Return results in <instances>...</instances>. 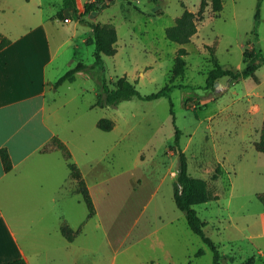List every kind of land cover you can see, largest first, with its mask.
Wrapping results in <instances>:
<instances>
[{"label":"rangeland","instance_id":"1","mask_svg":"<svg viewBox=\"0 0 264 264\" xmlns=\"http://www.w3.org/2000/svg\"><path fill=\"white\" fill-rule=\"evenodd\" d=\"M76 1L74 11L62 0H0L2 34L15 36L50 19L49 40L53 48L62 45L51 70L57 76L79 62L93 65L95 47L81 41L87 25H113L118 34L117 53L104 56L103 71L88 68L47 98L49 122L83 172L96 214L88 219L62 151L66 194L60 202L46 191V160L36 162L27 198L13 195L9 185L0 193L5 215L28 249L39 254L33 257L39 264L53 263L58 245L46 239L51 226L46 217L58 213L83 232L73 243L63 242L67 249L55 258L59 264H213L212 250L191 231L174 201L177 127L190 176L204 180L218 198L194 208L225 258L222 264H264V205L258 198L264 193V154L255 148L264 129V64L253 78L207 85L216 66L213 54L233 69L243 67L247 49L264 56V0L259 23L258 0H222L219 13L208 0L197 33L184 45L170 41L166 29L185 10L197 15L202 0H106L108 6L96 14L85 9L93 0ZM182 47L188 54L180 76L174 67ZM122 77L142 96L167 87L169 97L97 107L102 80L114 89ZM102 119H111L114 128H98ZM200 249L205 253L197 257Z\"/></svg>","mask_w":264,"mask_h":264},{"label":"crops","instance_id":"2","mask_svg":"<svg viewBox=\"0 0 264 264\" xmlns=\"http://www.w3.org/2000/svg\"><path fill=\"white\" fill-rule=\"evenodd\" d=\"M49 20L42 19L40 26L15 36L0 33L11 40V44L0 51V151L8 150L13 165L10 172H5L0 157V193L9 185L13 195L27 198L33 190L29 186L33 183L36 162L46 160V191L52 192V201L60 202L66 194L65 163L59 157L60 150L43 152L53 137L59 138L49 122L47 98L58 89L55 83L61 76L54 75L51 70L62 45L53 48L46 30ZM86 27L83 43L91 36L90 26ZM46 224L51 225L46 227V239L58 245L51 256L58 259L67 249L63 242H69L61 233L62 225H69L68 221L57 213L46 217ZM69 226L81 229L78 239L82 228ZM23 239L0 204V264L20 258L28 264L40 263L33 257L39 254H35V249L29 250ZM55 258L51 264H59Z\"/></svg>","mask_w":264,"mask_h":264},{"label":"trees","instance_id":"3","mask_svg":"<svg viewBox=\"0 0 264 264\" xmlns=\"http://www.w3.org/2000/svg\"><path fill=\"white\" fill-rule=\"evenodd\" d=\"M63 6L65 8H71L76 11L77 1L76 0H62ZM158 3L160 0H150ZM212 8L214 12L219 13L223 10L222 0H211ZM263 0H258L256 21L260 22V9ZM108 6L106 0H93L85 4V9L88 12L100 11L104 7ZM208 6V0H202L201 9L196 15L189 10H185L183 14L177 18L175 25L168 27L166 29V37L177 44L184 45L190 42L191 38L197 33L198 26L197 22L203 15L205 8ZM199 18V19H198ZM91 36L87 38L85 44L93 45L95 47V61L91 68L85 65L83 62H79L76 66L70 68L63 76H61L55 83V88H58L65 82H74L76 76L89 69L99 70L100 72L104 70V56H114L117 53V42L118 34L117 30L113 25L100 24V23H90ZM11 44V40L7 37L1 36L0 40V51ZM187 50L185 48H180L177 52L175 59L174 73L175 75H184L186 70V62L184 56H186ZM213 60L216 64L215 68L212 69L207 78V85L214 87L217 81L222 78H227L232 81L238 82L242 79L248 77H254L256 71L264 64V56L261 51L256 50L254 47L252 49H247L243 53V67L241 69L225 68L221 66L215 55L213 54ZM102 92L97 96V107H107L116 106L120 102L131 100L135 97L143 100H156L162 97H169V88L165 87L156 94L149 96H142L138 91L135 83L128 80L127 77L120 78L114 85V89H110L105 81L102 80ZM171 104V114L173 115V103ZM98 128L103 131H111L114 128V122L111 119H102L97 124ZM181 136L182 132L176 127V137L174 145L172 148L176 149L179 154V169L176 182L174 185V201L177 208L185 213L187 224L191 231L198 235L202 241L212 250L213 252V264H222V259H225L215 243L205 234L204 228L206 223L200 218L194 206L205 204L211 200H217L218 198L214 196L208 189L204 180L194 178L190 176L188 171V161L185 153L181 148ZM255 148L258 152L264 154V129L262 131L259 141L255 142ZM60 150L62 151L67 167L70 171V176L72 180L76 183V192L80 194L88 209V219L92 218L96 214V207L90 194L87 183L84 179L83 172L78 167L76 163L72 161V154L67 147V145L57 136L53 137L49 145L43 150ZM0 157L3 164L5 172H10L13 168L12 160L7 149L3 148L0 151ZM218 171V169H217ZM217 179V175L213 176ZM260 202L264 205V193L259 195ZM81 229L74 230L69 225L64 224L61 227L62 235L69 241L73 242L76 237L80 234ZM205 250L200 249L197 253V257L204 255ZM2 264H28V262L23 259H16L8 261ZM247 264H253L248 262Z\"/></svg>","mask_w":264,"mask_h":264},{"label":"built area","instance_id":"4","mask_svg":"<svg viewBox=\"0 0 264 264\" xmlns=\"http://www.w3.org/2000/svg\"><path fill=\"white\" fill-rule=\"evenodd\" d=\"M70 20H69V18H65V20H64V22H69Z\"/></svg>","mask_w":264,"mask_h":264},{"label":"water","instance_id":"5","mask_svg":"<svg viewBox=\"0 0 264 264\" xmlns=\"http://www.w3.org/2000/svg\"><path fill=\"white\" fill-rule=\"evenodd\" d=\"M108 2V1H107ZM94 12V11H93ZM94 14H96V12H94ZM92 17V16H91Z\"/></svg>","mask_w":264,"mask_h":264}]
</instances>
